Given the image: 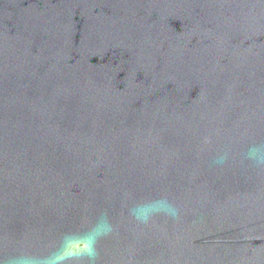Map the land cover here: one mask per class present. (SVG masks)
<instances>
[{
    "label": "water",
    "instance_id": "water-1",
    "mask_svg": "<svg viewBox=\"0 0 264 264\" xmlns=\"http://www.w3.org/2000/svg\"><path fill=\"white\" fill-rule=\"evenodd\" d=\"M260 142L264 0H0V259L106 211L97 264H264Z\"/></svg>",
    "mask_w": 264,
    "mask_h": 264
},
{
    "label": "clouds",
    "instance_id": "clouds-1",
    "mask_svg": "<svg viewBox=\"0 0 264 264\" xmlns=\"http://www.w3.org/2000/svg\"><path fill=\"white\" fill-rule=\"evenodd\" d=\"M228 159L229 152L225 151L218 154L213 162L223 165ZM243 159L264 172V142L250 144ZM128 215L138 225H149L157 216L179 219L180 209L167 196H161L134 203L128 208ZM115 231L116 227L108 213L101 212L94 222L87 224L82 230L63 233L54 249L46 255L20 250L16 255L0 259V264H97L100 240L113 235Z\"/></svg>",
    "mask_w": 264,
    "mask_h": 264
}]
</instances>
